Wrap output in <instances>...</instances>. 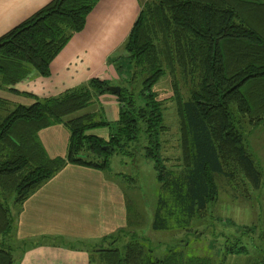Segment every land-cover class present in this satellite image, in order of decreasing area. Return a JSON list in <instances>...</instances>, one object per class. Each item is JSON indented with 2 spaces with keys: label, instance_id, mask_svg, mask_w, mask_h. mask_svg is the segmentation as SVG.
<instances>
[{
  "label": "trees",
  "instance_id": "1",
  "mask_svg": "<svg viewBox=\"0 0 264 264\" xmlns=\"http://www.w3.org/2000/svg\"><path fill=\"white\" fill-rule=\"evenodd\" d=\"M98 2L52 0L0 38V89L33 99L15 104L0 96L1 193L14 194L13 203L20 207L67 163L107 170L109 157L132 143L142 144L160 183L156 230H168L172 221L186 226L206 216L218 196V176L239 178L259 190L263 175L242 123L264 125V0H146L122 53L109 60L120 76V94L111 93L113 83L101 78L57 96L22 90L34 74L52 75L53 60L85 28ZM167 75L181 129V159L172 167L162 155L165 106L154 90ZM104 93L117 97L116 120L97 121L95 113L69 118ZM56 124L70 132L65 158H50L39 139L42 129ZM99 127L108 129V139L91 133ZM10 214L0 197V236L10 232ZM242 229L218 232L232 242L231 252L247 251L238 243L245 234L254 239L255 227ZM118 241L124 243L115 247ZM257 251L250 264H264V249ZM94 253L91 264H215L206 257H186L183 250L156 258L138 235L97 244ZM0 264H15L10 248H0Z\"/></svg>",
  "mask_w": 264,
  "mask_h": 264
},
{
  "label": "crops",
  "instance_id": "2",
  "mask_svg": "<svg viewBox=\"0 0 264 264\" xmlns=\"http://www.w3.org/2000/svg\"><path fill=\"white\" fill-rule=\"evenodd\" d=\"M51 1L0 0V38ZM140 11V0H99L88 14L85 28L53 60L52 75L44 78L34 74L22 90L48 97L92 78L117 82L120 76L109 60L121 52ZM0 96L13 103L33 101L21 100L24 95L3 89ZM97 100L116 108L119 114L115 95L104 93ZM39 139L50 158L66 157L70 132L64 124L42 129ZM108 171L67 163L16 206L10 232L2 236L12 254L15 248L21 249L15 264H91V252L86 247L61 244L57 239L98 241L125 227V190L120 177Z\"/></svg>",
  "mask_w": 264,
  "mask_h": 264
},
{
  "label": "rangeland",
  "instance_id": "3",
  "mask_svg": "<svg viewBox=\"0 0 264 264\" xmlns=\"http://www.w3.org/2000/svg\"><path fill=\"white\" fill-rule=\"evenodd\" d=\"M145 1L141 0V7ZM125 79L128 78L125 76ZM112 83H116L114 86H118L117 83L119 82L112 81ZM136 85L138 86V84ZM110 86H113V84ZM130 87H133V85ZM154 90L158 94V99L165 106L167 131L162 135V155L166 165L172 167L178 165L181 159V129L177 106L172 100L171 77L169 75L162 77L155 85ZM182 90L187 96L188 91L184 85H182ZM20 98L21 100H28V97ZM232 110L234 111L235 120L239 121L241 116L236 111L235 106L232 107ZM115 111L116 108L113 110V107L95 98L90 106L71 115L69 118L95 113L97 121L113 122L118 115ZM242 124L247 134L248 146L263 175V185L259 190L253 189L246 182L242 183L239 178L237 181H232L218 176V196L216 200L208 205L206 216L195 217L186 226L172 221L168 230H156L153 228V223L161 196L160 183L157 181L154 162L146 157L142 144L137 146V144L132 143L129 148H124V151L112 154L109 157L108 166L110 175L120 177L122 187L125 190L128 204L125 227L121 231L110 234L98 241L78 242L58 238L57 242L65 245H83L88 251L94 253L97 244L101 243L107 246V242L113 239L122 238V241H129L133 236L138 235L139 238L147 240V244L154 249L153 254L156 258H164L170 251L183 250L186 257H206L215 264H250L257 257V249H264V237L262 238V235H260L263 232L264 236V126L257 129V127H250L246 121ZM91 133L107 139L109 137L106 128L99 127L92 130ZM0 197L4 198L5 205L10 210L11 218L14 217L17 210L16 205L13 203L14 194H4L0 191ZM244 226L255 227L254 239L252 240V237L245 234L238 243L245 246L247 251L241 254L231 252L230 245L232 242L218 232L237 233L241 232ZM227 235L235 239L234 234L227 233ZM104 239H106L105 243H103ZM123 243L115 242V247L121 246ZM15 245L17 244L15 243ZM0 248H8L2 236H0ZM13 254L15 263H17L21 249L15 248Z\"/></svg>",
  "mask_w": 264,
  "mask_h": 264
},
{
  "label": "water",
  "instance_id": "4",
  "mask_svg": "<svg viewBox=\"0 0 264 264\" xmlns=\"http://www.w3.org/2000/svg\"><path fill=\"white\" fill-rule=\"evenodd\" d=\"M108 90L114 94H120L121 93V90L122 88L120 86H109L108 87ZM109 151H111V149H109Z\"/></svg>",
  "mask_w": 264,
  "mask_h": 264
}]
</instances>
